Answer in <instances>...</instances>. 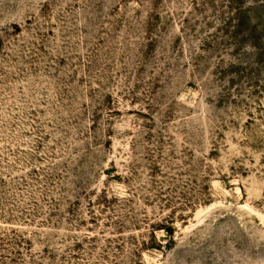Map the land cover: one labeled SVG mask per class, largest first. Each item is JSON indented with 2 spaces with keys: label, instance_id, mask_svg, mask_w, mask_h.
Masks as SVG:
<instances>
[{
  "label": "rangeland",
  "instance_id": "1",
  "mask_svg": "<svg viewBox=\"0 0 264 264\" xmlns=\"http://www.w3.org/2000/svg\"><path fill=\"white\" fill-rule=\"evenodd\" d=\"M0 264H264V0H0Z\"/></svg>",
  "mask_w": 264,
  "mask_h": 264
}]
</instances>
